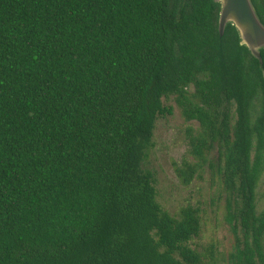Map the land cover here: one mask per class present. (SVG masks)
I'll return each mask as SVG.
<instances>
[{
	"label": "trees",
	"instance_id": "16d2710c",
	"mask_svg": "<svg viewBox=\"0 0 264 264\" xmlns=\"http://www.w3.org/2000/svg\"><path fill=\"white\" fill-rule=\"evenodd\" d=\"M264 25V0H251ZM214 0H0V264H264L262 65ZM173 101L187 187L217 183L231 248L157 201Z\"/></svg>",
	"mask_w": 264,
	"mask_h": 264
},
{
	"label": "rangeland",
	"instance_id": "374dc122",
	"mask_svg": "<svg viewBox=\"0 0 264 264\" xmlns=\"http://www.w3.org/2000/svg\"><path fill=\"white\" fill-rule=\"evenodd\" d=\"M165 106L171 107L172 114L157 120L155 146L144 164L155 174L157 201L170 214L187 205L198 207L202 213V229L195 242L203 248L216 244L225 253L231 248V239L228 227L223 222V204L217 183L207 171L185 187L173 170V162L180 163L187 158L186 130L190 126L196 127V124L186 123L173 101ZM263 190L264 182L261 185Z\"/></svg>",
	"mask_w": 264,
	"mask_h": 264
},
{
	"label": "water",
	"instance_id": "95a60500",
	"mask_svg": "<svg viewBox=\"0 0 264 264\" xmlns=\"http://www.w3.org/2000/svg\"><path fill=\"white\" fill-rule=\"evenodd\" d=\"M220 5L218 30L224 36L228 25L235 28L239 44L262 65L261 52L264 50V25L251 0H214Z\"/></svg>",
	"mask_w": 264,
	"mask_h": 264
}]
</instances>
